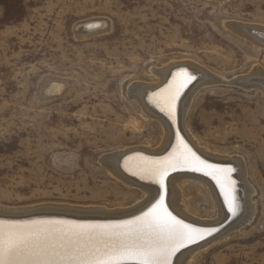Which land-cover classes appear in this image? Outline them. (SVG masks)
Instances as JSON below:
<instances>
[{"label":"rangeland","instance_id":"1","mask_svg":"<svg viewBox=\"0 0 264 264\" xmlns=\"http://www.w3.org/2000/svg\"><path fill=\"white\" fill-rule=\"evenodd\" d=\"M100 17L102 30L79 35L85 19ZM235 21L264 25V0H0V205L135 203L101 161L158 142V123L144 119L128 87L154 82L152 69L173 60L229 81L264 68V46L224 25ZM256 88L216 82L191 97L185 126L202 145L243 159L258 208L187 264H264V174L254 166L264 158V95ZM188 207L216 213L205 202Z\"/></svg>","mask_w":264,"mask_h":264},{"label":"bare ground","instance_id":"2","mask_svg":"<svg viewBox=\"0 0 264 264\" xmlns=\"http://www.w3.org/2000/svg\"><path fill=\"white\" fill-rule=\"evenodd\" d=\"M85 20L87 21L83 22L78 29L80 36H84L89 31L102 30L104 28L102 26L107 22L101 17ZM224 25L233 33L253 43V45L264 46V25L249 22L237 23L236 21L225 22ZM181 69L186 70L195 79L181 90L175 102L174 113L170 116L164 89L168 88L169 84L172 83L173 76ZM152 72L157 76L154 82H133L128 87V93L130 98H134L138 103L144 119H151L158 123V142L156 144L146 142L145 145L128 146L123 150L119 149L121 151L107 153L101 157L105 173L115 182L116 186L138 196L135 203L132 202L127 206L117 204L116 207L112 205L115 208H108L101 204L83 206L53 202L20 207L0 205V220L20 223L35 220L115 223L140 216L154 203L153 197L159 187L151 179L141 178L139 173L145 164V160L141 158H147L150 161H163L178 147L177 136L179 134L201 159L212 164L230 166L235 169L231 175L235 181L234 195L239 205V215L229 223V219L233 215L228 211L224 193L211 177L188 169L170 171L166 180L169 195L165 202L168 205V211L178 219L183 220L184 223L196 228L216 229L212 235L206 236L205 239L180 249L172 257V264H187L190 257L197 250L211 243L221 232L225 233L226 229L232 227L246 226L258 208L255 203L257 194L254 195L255 190L249 184V178L251 177L248 176L247 179L246 176L249 173L247 165L237 155L229 156L230 154L227 155L225 152L221 154L220 151L211 150L202 145L185 126L184 117L192 95L204 84H216V82L236 83L246 89L254 86L259 88L264 95V68L259 64H254L247 72L236 74L234 76L236 81H229L219 74L216 76L206 67L191 60H173L163 67L153 68ZM158 93L160 95H157ZM254 166L261 170L262 175L264 174L263 157L257 158ZM255 167L252 168L256 172ZM200 202L214 205L215 215L211 218H204L189 212L188 206H198ZM255 218L257 219V216ZM223 225L226 226L223 228Z\"/></svg>","mask_w":264,"mask_h":264},{"label":"snow or ice","instance_id":"3","mask_svg":"<svg viewBox=\"0 0 264 264\" xmlns=\"http://www.w3.org/2000/svg\"><path fill=\"white\" fill-rule=\"evenodd\" d=\"M194 79L181 69L164 89L170 116L181 90ZM177 138L178 147L163 161L141 158L145 160L141 178L159 186L146 212L115 223L0 220V264H172L180 249L205 239L216 229L196 228L168 211L166 180L170 171L188 169L211 177L224 193L233 216L239 207L231 175L235 169L201 159L179 134Z\"/></svg>","mask_w":264,"mask_h":264},{"label":"water","instance_id":"4","mask_svg":"<svg viewBox=\"0 0 264 264\" xmlns=\"http://www.w3.org/2000/svg\"><path fill=\"white\" fill-rule=\"evenodd\" d=\"M167 79H169V78H167Z\"/></svg>","mask_w":264,"mask_h":264}]
</instances>
